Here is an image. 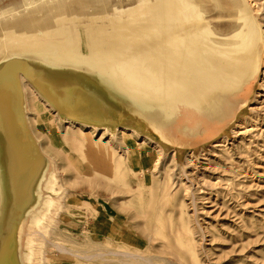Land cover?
<instances>
[{
  "label": "rangeland",
  "instance_id": "1",
  "mask_svg": "<svg viewBox=\"0 0 264 264\" xmlns=\"http://www.w3.org/2000/svg\"><path fill=\"white\" fill-rule=\"evenodd\" d=\"M259 2L260 63L250 98H242L241 105L232 111L234 117L228 116L230 122L222 123L219 114L226 110L222 105L213 106L198 91L196 95H191L204 105L201 110L197 113L185 110L183 115L175 117L180 127L190 131L191 137L208 140L195 152L196 155L206 154V160L187 162V154H177L175 166L184 167V173L180 171L178 174L172 171L169 152L162 150L163 166L157 179L164 184L161 185L163 191L160 194L143 193V196L131 197L132 193L127 192L129 187L121 177L120 187L115 188L121 192L119 200L111 201L95 196L93 193H104L103 189L93 192L85 181L95 180V170L100 177L104 174L107 179L117 176L115 164L120 147L114 149L119 143L116 134L112 135L114 143L111 146L103 145L105 142L97 144L99 138L96 135L87 150L79 152L69 149L66 157L58 160L61 167L52 159V173H55L62 189L64 210L61 217L52 223L39 249L38 264H121L109 257L107 260L92 258L86 261L72 257L70 251H56L54 244L69 250L76 249L71 239L80 240L85 232L89 233L88 241L94 247V252L85 255H92L100 249L114 250L144 257L154 264H195L193 249L199 264H264V0ZM29 9L34 10L35 5L17 10L9 16H0V24L12 21ZM224 36L234 39L223 43L231 42L228 45H232L237 42L223 47L221 53L206 49L208 57L231 74L253 72L257 67L258 48L256 45L249 47L251 38L248 39V35L245 32L242 34L240 29L238 33L224 32ZM110 59L122 72L141 79L116 52H111ZM168 95L183 98L179 93ZM29 109L36 135L50 148L68 149L62 142V133L52 123V113L47 112L38 101L30 103ZM243 118H248L249 124L258 120L256 131L250 136L234 133L238 120ZM224 139L223 147L212 148L214 143ZM157 157V152L151 146L144 150L137 147L128 157L134 173L129 174V178L144 188H150L153 178L148 174L154 169ZM76 172L82 174V179L77 178ZM173 184L176 185L174 190ZM47 189L46 196H50ZM47 204L46 200L42 213L47 212ZM63 215L69 216V220L62 221ZM111 218L116 219L121 231L114 241L107 237L106 230Z\"/></svg>",
  "mask_w": 264,
  "mask_h": 264
},
{
  "label": "water",
  "instance_id": "2",
  "mask_svg": "<svg viewBox=\"0 0 264 264\" xmlns=\"http://www.w3.org/2000/svg\"><path fill=\"white\" fill-rule=\"evenodd\" d=\"M72 34L39 36L0 50V264H26V227L40 211L52 173V163L26 121L22 79L61 123L109 132L126 128L178 155L195 153L208 141L191 137L180 124L170 126L179 123L175 117L185 110L199 112L202 103L171 97L122 72L110 59L114 43L104 41L106 37Z\"/></svg>",
  "mask_w": 264,
  "mask_h": 264
},
{
  "label": "bare ground",
  "instance_id": "3",
  "mask_svg": "<svg viewBox=\"0 0 264 264\" xmlns=\"http://www.w3.org/2000/svg\"><path fill=\"white\" fill-rule=\"evenodd\" d=\"M77 1L88 3L93 6V9H86L81 14H76L75 10L71 8L72 0H60L57 5H51L49 1H47L44 2L45 4L37 5L34 10L26 11L17 17L14 16L15 18L11 17L13 20L8 23H1L0 50L6 48L12 43L35 41L39 36H43L44 39L59 38L61 37L60 33H75L71 36L83 38V35L92 32H99L103 30L107 31L109 29L120 30L125 27L136 28L135 26H137L140 29L142 27L150 30L156 29L160 31V34L165 38L168 37L170 46L169 53L171 54V57L177 61L184 62L189 69L187 73L192 72V75H196L193 80L197 82L198 89L204 92V96L213 106L216 107L218 105H222L226 111L232 113L236 107L238 108L241 105L242 98H250L254 90V80L260 63L258 62V59L260 53L261 28L259 27V16L257 14V12L260 11L259 0H240L243 10L238 14V17L240 22L243 23V29L248 32V37L251 36L252 38L251 44L253 45L251 47L256 45L258 48L255 64L257 67H255L253 72L241 75H234L225 68H219L218 65H216L208 56L200 57L191 52V50L184 44L180 35L184 32V30L181 28V24L175 21L173 12L171 11L170 4L172 0H142L135 7L122 11L116 10L115 13H112L111 11L106 12L104 10L105 8L100 3V0ZM139 14H143V16L141 17ZM136 20H138V23H143V25L136 24ZM100 36L102 37L103 33ZM88 38L92 37L88 36ZM104 41L111 43L112 40L111 38H107V40ZM109 47L110 52H116L121 60L126 62L128 68L147 84L156 86V88L166 94L178 95L179 93L183 96L182 99L196 104L199 103V101L193 95L188 94L187 91H185V93L178 92L177 89L164 79L166 77L165 74L150 70L148 75L136 68L132 61L123 55L120 48L115 43L113 45L111 44ZM246 49L248 50V45ZM21 82L26 98L27 124L32 135L38 142L42 153L48 157L50 161L54 159L58 163V160H63L69 153V149H75L79 152L87 150V148L92 144L91 139L95 138L96 135H98L97 138H99L96 141L97 144L102 145V143L105 142L103 145L110 146L114 143L112 135L116 134L118 136L119 143L114 147V149H116V147H120V152L117 153L115 164V171L118 173L117 176L113 177V179H107L103 173H101V175H103L100 177L99 172L97 174V171L95 170L93 175L95 180L92 179V181H85L90 188L89 190H92L93 192L100 190L101 188L103 189L104 193L101 192V195L100 192L93 193L95 196H99L100 198L106 197L111 201L119 200L118 197L121 195V192L115 188L120 187L121 177L125 180L126 186L129 187L127 188V192L132 193L131 197L143 196V193L146 195L160 194V191H163L164 188L161 185L164 184L161 183V180L159 181L157 179L158 175H160V168L163 166L161 163V155L163 151L158 144L153 143L146 137H138L134 131L126 128H118L113 132H109L104 128L97 129L95 127L81 125L71 121L61 123L56 113L51 110V108L38 96L32 87L23 79ZM262 83L264 84V73ZM33 101L40 102L47 112L52 113V123L55 125L56 129L62 133V142L67 145L68 149L64 150L63 148L53 146L50 148V146H47L46 143L36 135L29 116V106ZM221 115L225 114L221 113ZM247 120L248 118L238 120L236 128L234 129V133H236V135L245 137L252 135L253 131H256L255 129L258 120L255 119L254 124H249ZM170 126L171 128L178 127L179 123H171ZM130 141L136 144L130 143ZM224 142L225 139L220 140L214 143L212 148L215 149L223 147L225 145ZM149 146L157 152L158 157L154 161V169L148 174L153 178V180L150 181L151 186L147 189L129 178V174H132L133 170L128 157L136 151L137 147L144 150ZM200 155L202 157L199 158ZM200 155L189 152L187 153L185 160L187 162L199 159L206 160L204 159L206 154ZM168 158L169 162L172 163L173 172L180 174V171H182V173H184L183 166H175L178 159L176 152H169ZM57 166L61 167L59 163ZM76 176L77 178L82 179L81 173L76 172ZM102 180L104 182H102ZM175 186L176 185L173 184V190ZM47 188L50 190V196H44L40 211L38 210L39 212H36L30 218L26 227L24 238L26 264H30V262L31 264H38L40 253L39 249L43 245L46 235H48L49 229L52 227V223L61 217V211L64 210L61 202L62 189L58 183L55 173L50 174L48 182L45 186L46 191L48 190ZM161 195L159 197V201L162 200ZM46 200L48 202L46 205L47 212L42 213V208ZM67 220H69V216L63 215L62 221L65 222ZM106 230L108 231L107 237L112 241H114V238L121 232L119 223L116 222V219L114 218L109 220ZM84 235V238H81L80 240L75 238L71 239L72 244L74 243L76 249L71 248L69 250L67 247L59 244H54V247L58 253H66L70 251V255L72 257L86 261L92 258L102 260L111 258L115 260L117 259L115 262L121 264H154L149 259L144 257L127 252L119 253L114 250L100 251V249L95 251L92 255H85L90 251L94 252V247L91 245L90 241H88L89 233L85 232ZM191 251L192 258L197 264H199L196 252L193 249H191Z\"/></svg>",
  "mask_w": 264,
  "mask_h": 264
},
{
  "label": "crops",
  "instance_id": "4",
  "mask_svg": "<svg viewBox=\"0 0 264 264\" xmlns=\"http://www.w3.org/2000/svg\"><path fill=\"white\" fill-rule=\"evenodd\" d=\"M60 0H49L52 5H57ZM142 0H100L106 12L115 13L116 10H126L137 6ZM45 0H0V16L16 12L28 6L45 4ZM17 9L15 10V8ZM171 11L177 23L181 24L184 32L181 38L184 44L197 56H209L206 49L222 52L223 47H230L229 43H223L234 39L224 36V32H237L239 29L242 34L248 32L243 29L238 14L243 10L240 0H172ZM30 8V7H29ZM71 8L76 14H81L86 9H93V6L77 0H72ZM30 10V9H29ZM26 12V11H25ZM23 12V13H25ZM141 17L143 14H139ZM121 17V15H120ZM230 17H233L230 19ZM136 24L143 25V23ZM125 27L120 30H103L92 32L107 38H111L124 54L130 59L134 66L144 73L150 70L165 74L164 78L170 85L179 91H187L188 94L196 95L198 91L197 82L184 62L177 61L169 53L168 37L165 38L158 30H150L142 27L141 29ZM210 38L209 40L203 39ZM251 38L248 37V39ZM250 40L249 46L251 44ZM208 104V103H207ZM209 106V105H208ZM239 110V109H238ZM209 112V110H208ZM221 113L225 115H221ZM219 118L222 123L230 122L228 116L234 117L229 111H222Z\"/></svg>",
  "mask_w": 264,
  "mask_h": 264
}]
</instances>
